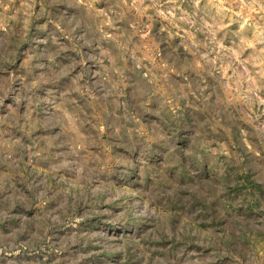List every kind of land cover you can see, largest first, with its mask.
I'll return each instance as SVG.
<instances>
[{"label":"rangeland","instance_id":"rangeland-1","mask_svg":"<svg viewBox=\"0 0 264 264\" xmlns=\"http://www.w3.org/2000/svg\"><path fill=\"white\" fill-rule=\"evenodd\" d=\"M0 264H264V0H0Z\"/></svg>","mask_w":264,"mask_h":264}]
</instances>
